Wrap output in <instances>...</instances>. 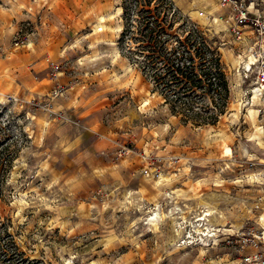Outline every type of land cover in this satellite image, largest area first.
I'll return each mask as SVG.
<instances>
[{
    "label": "rangeland",
    "instance_id": "374dc122",
    "mask_svg": "<svg viewBox=\"0 0 264 264\" xmlns=\"http://www.w3.org/2000/svg\"><path fill=\"white\" fill-rule=\"evenodd\" d=\"M157 4L209 37L221 13L219 0ZM124 6L130 14L135 0H0V151L11 156L0 167V264H246L264 252V100L246 95L237 50L216 44L225 112L213 125L186 122L152 91ZM104 13L109 28L92 33ZM26 54L29 67L13 65ZM205 204L222 215L207 219L208 240L193 229ZM154 210L179 221L152 226Z\"/></svg>",
    "mask_w": 264,
    "mask_h": 264
},
{
    "label": "trees",
    "instance_id": "16d2710c",
    "mask_svg": "<svg viewBox=\"0 0 264 264\" xmlns=\"http://www.w3.org/2000/svg\"><path fill=\"white\" fill-rule=\"evenodd\" d=\"M152 1L135 0L130 14L124 6L128 15L124 33L137 44L144 74L153 82L152 91H159L172 112L186 122L217 123L226 110L230 90L218 47L198 24L176 26L177 19L169 16L171 5L168 10L159 8L161 4L151 6ZM199 90L211 93L210 101ZM10 157L1 155L0 167Z\"/></svg>",
    "mask_w": 264,
    "mask_h": 264
},
{
    "label": "built area",
    "instance_id": "2783aa9c",
    "mask_svg": "<svg viewBox=\"0 0 264 264\" xmlns=\"http://www.w3.org/2000/svg\"><path fill=\"white\" fill-rule=\"evenodd\" d=\"M219 7L221 13H217V20L213 13L207 31L218 46L230 45L237 50V72L241 82L248 84L246 95L250 93L253 98L258 93L264 100V0H219ZM257 237L264 242V229ZM242 260L246 264H264V252L247 253Z\"/></svg>",
    "mask_w": 264,
    "mask_h": 264
},
{
    "label": "bare ground",
    "instance_id": "6f19581e",
    "mask_svg": "<svg viewBox=\"0 0 264 264\" xmlns=\"http://www.w3.org/2000/svg\"><path fill=\"white\" fill-rule=\"evenodd\" d=\"M118 10H121V7L118 6ZM110 15H111V13H104V14L99 15V18L95 22H93V27L91 29V32L97 34V32L99 33L100 31H103V30L105 31L106 29H108L109 28V25H108V23L106 21L108 19V16H110ZM216 18L218 19V17H215V20H217ZM120 26H121L120 28H122V25H120ZM30 45L32 46V43H30ZM70 47H71V44L66 45L64 47V49H63V53H66V51ZM83 59H85L84 56L81 57V61H83ZM237 87H238L237 88L238 95L240 96V94L242 93L241 91H243V90H241V88L239 86H237ZM258 96H259V94L256 93V96H254L253 98H259ZM251 103L252 102H251V99H250V102H248V107L247 108L249 109V112H250L251 116L254 118V117H256L255 115L259 112V109L254 108ZM254 136H256V135H254ZM117 166H118V164H114L112 167L115 168ZM98 170L99 171H104L105 170V167H100ZM162 180H163V178H162ZM199 180H200V178H199ZM218 181L219 180L217 179V182ZM171 197H173V196H171ZM154 202L158 204V201L157 200H155ZM205 205H206V207H205L204 211L199 214L200 215L199 219H203V220L205 219L206 222L203 221L202 223L194 224L193 229L194 230H197V232H200L202 235L204 234L202 237L205 238V240H208V238H217L216 237L217 236V231L215 229H213V227H211V228L208 229L209 223L207 222V219H210V216L213 217V218H217V217H220L222 215H221V211L218 208H216L215 206L208 205V204H205ZM180 210H181V212H183V209H180ZM173 211L174 210H172L169 213L168 212L162 213L161 211L154 210L152 213H150L151 215L148 217V223H150L152 226H158L159 221H161L163 219H166L167 217H170L174 222L175 221H179V220H176V217L177 216L174 215V212L175 211L174 212ZM218 212H219V215H217ZM181 216L183 218H185V215L183 213H182ZM146 219H147V217H146ZM179 232H181V231H179Z\"/></svg>",
    "mask_w": 264,
    "mask_h": 264
},
{
    "label": "crops",
    "instance_id": "0c3cea01",
    "mask_svg": "<svg viewBox=\"0 0 264 264\" xmlns=\"http://www.w3.org/2000/svg\"><path fill=\"white\" fill-rule=\"evenodd\" d=\"M29 57V58H28ZM33 62V59L30 57V55H27L26 54V57L25 58H23L22 60H20V61H17V62H15V63H13V65H23L24 67L26 66V67H29V65L31 64ZM20 68H22L21 66H19V69ZM58 71H60V70H58ZM13 78V80H11L12 81V85L14 86V90L15 89H17V86H16V84L18 85L19 83L17 82V78H19V79H21L22 80V78H21V76L17 73V74H14V76H12ZM52 79H53V77L51 78V76L49 77H44V79L43 80H47V81H49V83L50 84H52ZM33 79H30L29 78V76L26 74V76H25V82L24 83H26L27 84V86H30V84H32L33 83ZM37 81H38V79H37ZM6 81H0V92H4L3 90H5L6 89ZM15 83V84H14ZM48 83V82H47ZM46 87V86H45ZM9 88H10V86L7 88L8 90H6L7 91V93L8 92H10V90H9ZM71 139H73V138H71ZM93 139V138H92ZM102 140L101 139H95L94 138V140L91 142V143H89L90 145V148L92 149V150H96V149H98V147H100V142H101Z\"/></svg>",
    "mask_w": 264,
    "mask_h": 264
}]
</instances>
